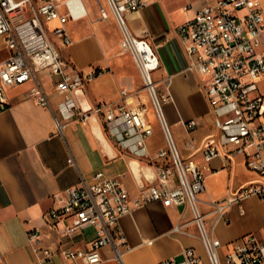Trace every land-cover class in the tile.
Segmentation results:
<instances>
[{"label": "built area", "instance_id": "1", "mask_svg": "<svg viewBox=\"0 0 264 264\" xmlns=\"http://www.w3.org/2000/svg\"><path fill=\"white\" fill-rule=\"evenodd\" d=\"M99 9L100 18H113L120 30L122 51L132 55L143 82L145 100L135 106L128 103L101 102L83 107L79 92L90 84L101 70L88 72L77 69L66 60L58 47L72 44L67 24L88 15L83 0H0V38L8 49V57L0 61V113L9 105L8 90L30 83L27 97L42 107H51V98L40 74L56 80L57 103L55 122L62 129L70 122H87L98 117L121 150L147 157L152 162L154 179L142 185L140 194L132 199L120 177H108L97 172L92 181L83 179L79 185L63 190L46 213L54 229L63 222L61 237H72L92 227L95 237L87 248H51L42 244V231L28 232L39 264L61 256L73 264H99L103 249L113 246L120 258L119 245H125L120 230V218L135 207L160 201L166 206H183L191 214L210 264H222L220 239L213 235L225 212L251 196L264 199V181L253 182L218 201L208 203L214 221L209 226L202 210L200 194L205 189V177L198 162L185 159L167 122L164 106L172 102L167 88L161 92L154 79L160 68V57L145 37L135 35L127 21L130 13L144 9L148 0H105ZM185 6L184 9H188ZM55 22L56 26L49 27ZM178 31L196 70L206 78L205 92L209 104L221 120L223 144L243 150L249 169L264 175V15L251 0H214L205 3L194 17L181 24ZM168 87V86H167ZM139 94V90L133 92ZM123 99L129 96L122 91ZM149 105L165 136L166 145L150 156L149 140L154 127L149 120ZM192 131L200 126L198 119L184 122ZM190 148L194 140L189 141ZM202 158L210 161L222 156L217 145L201 150ZM73 163V159H69ZM133 204V205H132ZM243 211V210H242ZM126 246V245H125ZM227 264H264V242L256 234L242 236L232 242L226 256ZM158 264H204L194 248L183 250L182 259L169 258Z\"/></svg>", "mask_w": 264, "mask_h": 264}, {"label": "crops", "instance_id": "2", "mask_svg": "<svg viewBox=\"0 0 264 264\" xmlns=\"http://www.w3.org/2000/svg\"><path fill=\"white\" fill-rule=\"evenodd\" d=\"M148 1L150 4L155 0ZM213 1L202 0L197 7L184 4L183 8L189 6L184 10L191 16L178 25L149 15L147 6L127 16L131 31L147 38L160 57V68L154 77L160 91L168 88L173 99L164 106V113L182 156L198 162L204 174L205 189L200 201L209 226L214 221L209 202L222 200L250 183L264 181L263 174L248 168L243 150L223 144L221 120L206 97V78L188 69L192 60L178 27L191 20L205 3ZM251 5L259 7L264 15V0H251ZM80 20L67 24L71 45L55 42L62 56L77 69L102 71L84 89L83 105L127 102L135 106L145 100L142 78L132 55L121 52V33L115 20L110 19L114 29L108 40L100 32L104 21L100 16L92 21L98 29L84 36L76 30ZM117 32L119 40L113 37ZM7 57L8 49L0 38V61ZM40 77L51 98L50 108L37 105L27 97L31 87L28 83L8 90L10 105L0 113V264H39L28 240V232L35 228L42 231L44 246L57 248L61 242L64 247L89 246L96 235L94 228H85L72 237H61L63 222L54 229L47 222L46 213L56 205L55 196L66 188L79 185L83 179L92 181L97 172H102L108 177H120L135 199L141 184L146 185L147 177L154 175L151 160L121 150L96 116L58 129L55 112L61 97L55 94L56 80L44 74ZM123 90L129 92L125 100ZM136 90L138 95L133 94ZM151 110L149 105L148 117L154 127L149 150L153 157L165 147L166 140L155 114L151 119ZM191 119H198L200 126L189 131L184 122ZM190 140H194L193 148L188 146ZM211 144L219 147L222 156L207 162L201 150ZM71 158L73 163H69ZM119 225L126 245L118 247L120 258L115 256L113 246H108L103 249L104 260L99 264H158L169 258L181 260L183 250L188 247L195 249L204 264H210L198 230L191 222V214L181 205L166 206L152 201L122 216ZM248 234H256L264 242V199L258 196L228 208L224 220L214 228L213 235L222 243L219 251L222 264H227L232 242ZM45 264L73 263L56 256Z\"/></svg>", "mask_w": 264, "mask_h": 264}, {"label": "rangeland", "instance_id": "3", "mask_svg": "<svg viewBox=\"0 0 264 264\" xmlns=\"http://www.w3.org/2000/svg\"><path fill=\"white\" fill-rule=\"evenodd\" d=\"M83 1L88 10V15L86 16L87 18L80 20L76 25V30L78 31L80 36H84L87 33H93L94 28L98 29L96 25H93L92 21L95 18H97V15L98 17L100 16V12H99L100 7L101 6L106 7L105 0H83ZM201 1L202 0H155L153 3L147 5L145 9L147 10L149 15L153 17L161 18L165 21V23H168L170 22L169 20H171L173 24L178 25L191 16L190 12L184 10L183 5L192 4V6L197 7L201 3ZM55 26H56L55 22L49 24L50 28H53ZM99 28H101L100 32L104 36L105 40H108L113 32L112 30L114 29V26L111 20L108 22L102 21ZM113 37H116L119 40L120 39L119 32H117L116 34L114 33ZM122 54H125L126 56L128 55L125 52H122ZM150 117L151 119H154L153 110L150 111Z\"/></svg>", "mask_w": 264, "mask_h": 264}, {"label": "water", "instance_id": "4", "mask_svg": "<svg viewBox=\"0 0 264 264\" xmlns=\"http://www.w3.org/2000/svg\"><path fill=\"white\" fill-rule=\"evenodd\" d=\"M83 97H84V92H82V91L79 92V99H80V102H81L82 106H83V107L90 106V105H88V104H87L86 106L83 105V102H82V101H83ZM153 179H154V175H153V176H149V177H147V180H149L150 182L153 181ZM142 185H143V184H141V186H142Z\"/></svg>", "mask_w": 264, "mask_h": 264}, {"label": "bare ground", "instance_id": "5", "mask_svg": "<svg viewBox=\"0 0 264 264\" xmlns=\"http://www.w3.org/2000/svg\"><path fill=\"white\" fill-rule=\"evenodd\" d=\"M87 10V9H86Z\"/></svg>", "mask_w": 264, "mask_h": 264}]
</instances>
